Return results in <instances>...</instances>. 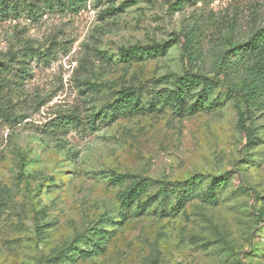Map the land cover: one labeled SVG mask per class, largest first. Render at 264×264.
<instances>
[{"label": "rangeland", "instance_id": "1", "mask_svg": "<svg viewBox=\"0 0 264 264\" xmlns=\"http://www.w3.org/2000/svg\"><path fill=\"white\" fill-rule=\"evenodd\" d=\"M176 2L0 10V264H264V75H231L254 91L248 135L225 86L194 112L173 98L264 25V0Z\"/></svg>", "mask_w": 264, "mask_h": 264}, {"label": "trees", "instance_id": "2", "mask_svg": "<svg viewBox=\"0 0 264 264\" xmlns=\"http://www.w3.org/2000/svg\"><path fill=\"white\" fill-rule=\"evenodd\" d=\"M188 1L191 0H177L176 4L178 7H182L184 3ZM83 3H85V0H37L34 3L32 1L25 2V0H0V10L17 13L18 11L25 9L35 14L37 9L46 6L48 9L56 8L60 11H77L81 8ZM182 47L184 53L189 56L193 47L192 39L189 34H183ZM140 50H145V48L132 47L127 51L137 52ZM249 62H252L251 70L253 74L255 72L264 75V25L255 29L245 42L232 45L220 55L213 77L192 73H185L182 77H178V84L173 91V98L178 104L177 110L179 113L187 111L194 112L195 110L202 108L208 101L210 88L222 85L225 86L226 89L232 91L240 100L242 112H240L238 126L246 133V135H248V130L245 126L246 116L244 115L248 112V107L251 104L254 91L251 90L252 88L250 84L245 83L242 87L234 90L231 86V84H233L231 75L237 65ZM200 84L202 85V88L197 93L196 99L191 105H188V94L195 86ZM121 96L125 102H118L112 106L115 113H117V111L119 112L120 109L126 108L128 105L127 103H129L131 98V95L125 92L122 93ZM68 118L72 119L71 116ZM176 186H181L180 189H182L184 193L190 192L193 188L189 180L183 183L177 182ZM132 195H134V192L129 191L127 193V198L132 199ZM207 197L212 196L205 195L203 199H207Z\"/></svg>", "mask_w": 264, "mask_h": 264}]
</instances>
